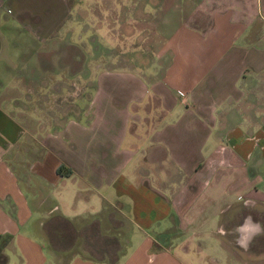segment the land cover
Masks as SVG:
<instances>
[{
	"label": "crops",
	"instance_id": "0c3cea01",
	"mask_svg": "<svg viewBox=\"0 0 264 264\" xmlns=\"http://www.w3.org/2000/svg\"><path fill=\"white\" fill-rule=\"evenodd\" d=\"M260 173L264 0H0V264H264Z\"/></svg>",
	"mask_w": 264,
	"mask_h": 264
},
{
	"label": "rangeland",
	"instance_id": "374dc122",
	"mask_svg": "<svg viewBox=\"0 0 264 264\" xmlns=\"http://www.w3.org/2000/svg\"><path fill=\"white\" fill-rule=\"evenodd\" d=\"M86 23V22H84ZM86 31V30H85ZM87 32H90V29L87 30ZM153 35V33L151 34ZM87 52L89 53L90 48L86 49ZM90 57V55H88ZM75 62H73L72 64L74 65ZM105 63V64H104ZM85 64V73H91V69L92 68H97V66H93V62L91 60H85L84 62ZM97 63L95 62V65ZM102 65H106V62H100V66ZM101 68V67H100ZM91 83V77L88 75V77H85V84H89ZM68 84V88H69V100L71 98V96H73L70 91L73 90L71 88V85L73 87L78 86L80 84V79L79 77L77 78L76 76H72V78H69V82H67ZM74 91V90H73ZM75 96V95H74ZM260 176L263 177V181L262 183H259V188L260 189H264V173H260ZM258 202V201H257ZM239 206V205H237ZM232 212H237V213H248L249 216H259V224H260V228H264V218L261 217V215H263L264 213V203H257V205L254 204H248L245 203L243 205V207H234L231 209ZM217 223V222H216ZM219 223H222V221H219ZM215 229V225L213 226ZM222 227V224H221ZM235 237H229L227 238V241L229 242V244H233L234 246H236V251H237V256L239 257V262H246V263H250L253 259H255L253 252L258 249L257 247L261 245V247H264V236L263 235H258V236H249V237H237L235 240ZM225 240V237H224ZM244 249V250H243ZM84 255H88L90 256L91 254H84ZM99 255V254H98ZM113 254H108V253H101L99 256L103 259V260H108V256ZM264 259V254H260L259 259L261 260ZM245 264V263H244Z\"/></svg>",
	"mask_w": 264,
	"mask_h": 264
}]
</instances>
